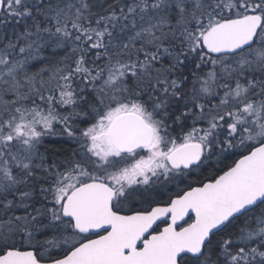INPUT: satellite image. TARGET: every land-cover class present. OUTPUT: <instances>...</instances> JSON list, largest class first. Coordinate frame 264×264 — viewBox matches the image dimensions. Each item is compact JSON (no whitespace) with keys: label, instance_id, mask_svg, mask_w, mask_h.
<instances>
[{"label":"snow or ice","instance_id":"snow-or-ice-1","mask_svg":"<svg viewBox=\"0 0 264 264\" xmlns=\"http://www.w3.org/2000/svg\"><path fill=\"white\" fill-rule=\"evenodd\" d=\"M0 264H264V0H0Z\"/></svg>","mask_w":264,"mask_h":264},{"label":"trees","instance_id":"trees-1","mask_svg":"<svg viewBox=\"0 0 264 264\" xmlns=\"http://www.w3.org/2000/svg\"><path fill=\"white\" fill-rule=\"evenodd\" d=\"M60 54L62 55L63 53H60ZM42 55L45 57H48L51 55V52L50 50H48L42 53ZM32 65L34 66H30V71H35L41 66V63L39 61H33ZM56 131L57 132L60 131L59 127H57ZM45 144L50 149H56L62 146L63 148L69 151L71 150L72 147H75V145H73L71 141H67L64 137L59 136V135L45 137Z\"/></svg>","mask_w":264,"mask_h":264},{"label":"flooded vegetation","instance_id":"flooded-vegetation-1","mask_svg":"<svg viewBox=\"0 0 264 264\" xmlns=\"http://www.w3.org/2000/svg\"><path fill=\"white\" fill-rule=\"evenodd\" d=\"M130 162V161H129ZM172 188L173 191H175L174 186H170ZM161 227H163V225H161Z\"/></svg>","mask_w":264,"mask_h":264}]
</instances>
